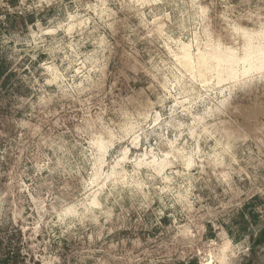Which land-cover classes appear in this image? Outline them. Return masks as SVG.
Segmentation results:
<instances>
[{
	"label": "rangeland",
	"instance_id": "374dc122",
	"mask_svg": "<svg viewBox=\"0 0 264 264\" xmlns=\"http://www.w3.org/2000/svg\"><path fill=\"white\" fill-rule=\"evenodd\" d=\"M263 35L264 0H0V264H264L261 70L196 64Z\"/></svg>",
	"mask_w": 264,
	"mask_h": 264
},
{
	"label": "bare ground",
	"instance_id": "6f19581e",
	"mask_svg": "<svg viewBox=\"0 0 264 264\" xmlns=\"http://www.w3.org/2000/svg\"><path fill=\"white\" fill-rule=\"evenodd\" d=\"M258 33H260V32H258ZM244 34H247V33L244 32ZM250 34L252 35V32ZM255 36H256V34H255ZM244 37H245V35H244ZM248 38L250 39L251 36H248ZM256 38H258V37H256ZM245 39H246V37H245ZM249 39H247L248 40V43H246L247 45L245 44L246 47L243 50L244 53L242 54L243 55L242 58L238 57L239 55L237 56L236 55L237 53L234 54L233 52L229 51V49L231 50V48H229L227 50L226 49L223 50L224 48L221 49V47H214L213 49L209 50L206 53H204V51H203V53H199L200 55L196 54V56L199 55L198 57H196V56L195 57L197 58L196 64L200 70V73H201L202 68L203 69L204 68H211V69L215 70L216 76H217L216 78H218L219 81L222 79H236L238 77V74H239L236 70L237 69L236 66L240 60H242L243 64H244L243 69L241 68L243 71V74L247 75L252 70H261L262 68H264V61L260 57V55H262L261 51H264V49L262 48L263 49L262 50L261 47H259V46L256 47V44L252 45L251 44L252 40L250 39V41H251L250 42ZM254 41H255V39H254ZM257 41H258V39H257ZM260 45H261V42H260ZM184 47H186V45H184ZM183 51H184V54H182L183 58L182 57L180 58V59H183V61H181V63L183 62L184 65L186 67L190 68V70H191V68H193V66H194L193 62H192L193 58L191 59V54H190L191 52L189 53V49H188V51L183 49L182 52ZM234 52H236V51H234ZM263 55H262V57H263ZM239 66H240V64H239ZM241 66H242V64H241ZM195 68H197V67H195ZM241 69H239L240 72H242ZM192 71H194V70H192ZM208 73H209V71H208ZM201 75H202V73H201ZM203 77L204 76L202 75V78ZM218 79H217V81H218ZM104 147H105V145H104ZM99 148H103V147L102 146L100 147V144H99ZM156 165L159 166L160 164L159 163L157 164V162H156Z\"/></svg>",
	"mask_w": 264,
	"mask_h": 264
},
{
	"label": "snow or ice",
	"instance_id": "6c2138e0",
	"mask_svg": "<svg viewBox=\"0 0 264 264\" xmlns=\"http://www.w3.org/2000/svg\"><path fill=\"white\" fill-rule=\"evenodd\" d=\"M261 79H264V68L261 69ZM244 83L246 84L247 81H244Z\"/></svg>",
	"mask_w": 264,
	"mask_h": 264
}]
</instances>
